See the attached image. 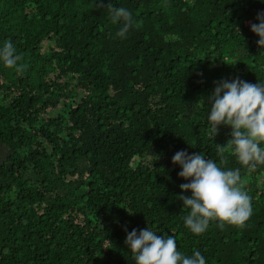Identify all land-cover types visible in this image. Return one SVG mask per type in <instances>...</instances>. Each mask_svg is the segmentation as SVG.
Listing matches in <instances>:
<instances>
[{"label": "trees", "instance_id": "trees-1", "mask_svg": "<svg viewBox=\"0 0 264 264\" xmlns=\"http://www.w3.org/2000/svg\"><path fill=\"white\" fill-rule=\"evenodd\" d=\"M109 4L133 15L124 37ZM260 12L264 0H0V49L10 40L26 65L0 61V264H135L126 235L147 227L206 264H264V165L230 150L220 164L231 129L213 138L207 121L215 82L264 84ZM180 150L240 169L243 227L185 226Z\"/></svg>", "mask_w": 264, "mask_h": 264}, {"label": "clouds", "instance_id": "clouds-1", "mask_svg": "<svg viewBox=\"0 0 264 264\" xmlns=\"http://www.w3.org/2000/svg\"><path fill=\"white\" fill-rule=\"evenodd\" d=\"M101 6L102 2H101ZM112 24L122 22L117 35L124 37L133 26L132 13L124 7L108 5ZM258 24L251 25V31L264 48V12L257 14ZM22 59L16 54L13 43L6 41L0 49V61L9 69L23 72L26 65L18 64ZM216 86L208 98L210 114H207L209 131L213 138L221 125L231 129V139L225 145L217 144L220 164L225 163V152L230 150L239 163L254 170L264 165V84H252L239 78L215 82ZM172 163L182 169L178 177L190 182L181 184L183 208L189 209L184 217L185 226L196 235L203 234L210 222H217L223 230L227 226L243 227L252 214L251 197L243 189L240 169L223 170L213 159H205L203 153L189 155L177 151ZM127 232V229L125 228ZM126 246L130 249L135 264H206L199 250L186 256L177 250L174 236L159 235L146 229L127 232Z\"/></svg>", "mask_w": 264, "mask_h": 264}, {"label": "rangeland", "instance_id": "rangeland-1", "mask_svg": "<svg viewBox=\"0 0 264 264\" xmlns=\"http://www.w3.org/2000/svg\"><path fill=\"white\" fill-rule=\"evenodd\" d=\"M135 162V161H134ZM133 165H134V163H133Z\"/></svg>", "mask_w": 264, "mask_h": 264}]
</instances>
